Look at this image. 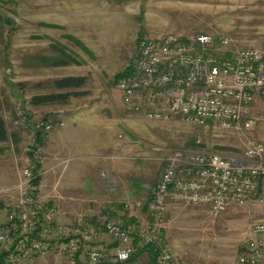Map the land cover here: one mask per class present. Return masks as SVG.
I'll return each instance as SVG.
<instances>
[{"label": "rangeland", "instance_id": "374dc122", "mask_svg": "<svg viewBox=\"0 0 264 264\" xmlns=\"http://www.w3.org/2000/svg\"><path fill=\"white\" fill-rule=\"evenodd\" d=\"M169 33L225 35L233 47L264 50V0H0V115L8 130L0 142V188L17 182L41 120L63 125L42 133L38 192L55 208V220L82 219L99 233L106 219L124 222L139 213L148 218L152 188L172 152L241 153L244 136L218 124L199 126L177 116L150 119L123 103L119 73L135 60L140 40ZM51 58L68 62L56 65ZM66 77L76 80L61 81ZM47 95L53 99H44ZM92 109L95 113L88 112ZM253 115L256 125L247 136L264 143V94L257 96ZM82 119L88 141L99 131L100 160H69L63 146L53 147L56 140L63 145L66 128ZM72 181L79 189L70 194ZM71 197L96 200L90 211L89 203L81 208ZM8 204L0 195L1 221ZM262 220L264 206L256 201L218 214L203 205L174 203L165 234L186 264H233L246 250L251 225Z\"/></svg>", "mask_w": 264, "mask_h": 264}, {"label": "built area", "instance_id": "2783aa9c", "mask_svg": "<svg viewBox=\"0 0 264 264\" xmlns=\"http://www.w3.org/2000/svg\"><path fill=\"white\" fill-rule=\"evenodd\" d=\"M118 88L132 111L156 120L177 116L199 126L218 124L244 136V149L239 154L179 149L166 156L152 188L148 218L139 213L135 217L141 220L106 219L104 230L114 242L108 248L99 244V231L82 219L74 224L55 220V208L38 192L44 161L38 135L63 125L41 120L35 124L17 182L0 188L9 201V212L0 220L6 263L18 264L52 251L70 264L125 263L138 247H145L151 249L155 264H186L165 234L171 204L203 205L216 214L252 201L264 206V143L247 136L256 125L253 104L264 94V50L233 47L225 35L145 36L132 71L118 80ZM19 114L26 122L24 113ZM233 264H264V220L251 225L246 250Z\"/></svg>", "mask_w": 264, "mask_h": 264}, {"label": "crops", "instance_id": "0c3cea01", "mask_svg": "<svg viewBox=\"0 0 264 264\" xmlns=\"http://www.w3.org/2000/svg\"><path fill=\"white\" fill-rule=\"evenodd\" d=\"M92 111H93V113H95L93 109L88 110V112H92ZM91 121H95V119H92ZM84 124H86V123H84L83 119H82L79 126L77 124H72L71 126L69 125L65 130V139L63 140V145H61L62 144L61 140L54 141L53 147H54L55 151H56L57 147L59 148V147L63 146L64 147L63 150L66 153V155L68 156L67 158L69 160L70 159L71 160H78V161L85 160L87 162H89L90 160L91 161L92 160L93 161L100 160L98 158L102 157L100 155L103 154V153H101V151L104 150V147H103L104 145H103L102 141H100V135L98 133L99 131L97 129V132H96L97 134L95 135V137H93V140L88 141L89 139L83 136V129H82L83 127L82 126ZM79 130H80V132H79ZM76 166H74V169H76ZM71 184H72V188L68 189L70 194L71 193H77L76 191H78V189H79L78 184L74 183L73 181L71 182ZM97 191H99V190H97ZM67 194H69V193H67ZM95 200H96L95 197H92L89 199H84V198L78 199L77 197H71V199H69L70 203L75 202V204L76 203L80 204L81 208H84V206H86V203H89L88 207H90V211L92 210L91 205H93V202ZM123 201L121 200V202L116 204L117 207L119 206L120 203L123 204L124 203ZM121 204H120V206H121ZM112 208L115 209V207H113V206H112ZM117 211H119V210H117ZM68 217L69 218L71 217V219H72L73 215L69 214ZM68 217H65V218H68ZM132 219H133V221L137 220L135 217L130 218V220H132ZM126 220H129V218ZM70 224H74V223L71 222ZM98 242H99V244L106 246L108 248H112L114 246V242H113L111 236H109L103 228L99 233ZM139 248L140 247L137 248V251L139 250ZM178 256L185 258L184 254H178ZM186 258H187V256H186ZM118 263H120V262H116L114 260H111V261H108V262H105L102 264H118ZM18 264H70V263H68L59 253H57L56 251H52L50 254H48L46 256H39V257H36L34 259H31V258L30 259H24L22 262H20ZM78 264H87V263L80 261ZM120 264H155V258H154V255L149 250H146V251L140 252L136 257H133L130 261L125 262V263H120Z\"/></svg>", "mask_w": 264, "mask_h": 264}, {"label": "trees", "instance_id": "16d2710c", "mask_svg": "<svg viewBox=\"0 0 264 264\" xmlns=\"http://www.w3.org/2000/svg\"><path fill=\"white\" fill-rule=\"evenodd\" d=\"M61 51H62V50H61ZM61 53H64V52L62 51ZM51 59H52V58H51ZM51 59H49V61H50ZM51 62H53V64L59 65V64H65V63H67L68 61H67V59H62V58H53V59L51 60ZM131 71H132V63H131L129 66H127L122 72L119 73V77H118V78L120 79L122 76H125V75L129 74ZM119 79H118V80H119ZM75 80H76L75 78H72V77H66V78H64V79L61 80V81H65V82H73V81H75ZM60 83H62V82H60ZM72 84H74V83H72ZM52 97H53V96L47 95V97H45L44 99L51 100V99H53ZM0 106H1V101H0ZM7 138H8V130H7V127H6V123H5V120H4L3 116L0 115V142L6 140ZM38 141H39L40 143L42 142V135H41L40 133H39V135H38ZM150 199H151V197H150ZM132 220H133V219H132ZM146 250H149V251L152 253L151 249H148V248H145V247H140L138 251L136 250V252H135L134 255L132 256V258H133V257H136L140 252H143V251H146ZM152 254H153V253H152ZM5 257H6V252H5V251L0 252V264H7V263L5 262ZM132 258H131V259H132ZM131 259H130V260H131ZM130 260H129V261H130ZM118 264H120V263H118Z\"/></svg>", "mask_w": 264, "mask_h": 264}]
</instances>
